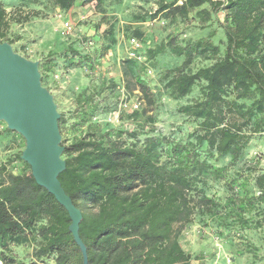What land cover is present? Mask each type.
<instances>
[{
	"label": "trees",
	"instance_id": "obj_1",
	"mask_svg": "<svg viewBox=\"0 0 264 264\" xmlns=\"http://www.w3.org/2000/svg\"><path fill=\"white\" fill-rule=\"evenodd\" d=\"M4 1L0 40L13 45L19 36H9L11 21L29 16L19 11L9 19ZM50 1L61 12L78 3L95 4L108 23L107 42L96 37L89 46L91 40L82 36L60 52L48 50L38 62L44 87L59 60L62 72L84 68L90 82L73 96L72 107L59 111L57 121L65 163L57 179L81 211L78 233L87 264H204L205 255L186 251L181 239L196 215L221 242L230 239L233 264L244 255L250 264H264V167L245 155L251 140L264 133V0H155L153 13L132 14L136 24L160 16L174 28L194 22L204 33L169 32L151 45L140 27L127 24L126 41H140L143 59L123 62V89L138 102L123 116L126 128L95 120L112 108L120 84L93 76L116 41L106 2ZM164 55L180 62L164 67ZM149 68L159 72L155 79L147 76ZM162 98L175 101L182 117V125L169 133L154 125ZM21 152L0 161V259L84 264L68 212L32 178ZM15 160L22 164L18 173L11 168ZM214 185L223 193L210 191ZM251 231L261 233L260 244ZM21 245L30 249L27 259L12 251Z\"/></svg>",
	"mask_w": 264,
	"mask_h": 264
},
{
	"label": "rangeland",
	"instance_id": "obj_2",
	"mask_svg": "<svg viewBox=\"0 0 264 264\" xmlns=\"http://www.w3.org/2000/svg\"><path fill=\"white\" fill-rule=\"evenodd\" d=\"M106 2V17L110 19V23L114 25V32L116 41L111 46L107 55L103 58L101 67H96L94 77L112 79H119L120 84L114 89V93L118 98H111L112 108L97 115L95 120L106 123L110 127L126 128L124 115L129 113L127 108H122L121 103L124 97H127L128 103L135 101L136 98L127 96L123 89L122 73L125 70L123 66L124 60L128 57V44L123 34L127 24L131 26L140 27L141 30L149 37V44L158 43L160 39L164 38L169 32L180 31L184 32L182 36L190 37L191 35H199L204 33L199 31L192 24H181L178 28L168 24V21L158 16L155 19H149L143 24H136L131 15L134 13H141L148 11L153 13L157 5L155 0H104ZM6 8V15L9 19L15 13L22 11V14H27L28 21H11V30L9 36H19L17 41L11 45L14 52H18L27 59L36 60L39 62L41 57L45 56L48 50L60 52L64 44L70 40L79 39L82 36L89 38L92 45L93 40L98 37L101 41L107 42L108 36L104 34L108 26L107 20L101 19L102 12L95 6V4L82 5L76 4L73 8L66 12L59 11L50 0H42L39 4L21 5L16 1L5 0L3 2ZM33 11L38 14L33 15ZM17 17V16H15ZM14 17V18H15ZM222 19V15H219ZM12 20V19H11ZM68 20L71 29L65 31L63 22ZM10 21V20H9ZM164 67L176 66L180 62L178 58H171L169 55H164L161 59ZM61 60L57 61L55 66L53 79L48 77L44 84L52 94L56 104L57 112H65L72 107L73 96L81 90L82 87L88 85L87 75L84 68L68 69L62 72L60 67ZM148 70H151L148 73ZM146 72L147 76L155 79L159 72L149 68ZM97 80V79H96ZM95 80V81H96ZM41 81V80H40ZM43 85V84H42ZM44 86V85H43ZM194 94V93H193ZM192 94V95H193ZM192 95L181 100L186 102ZM176 102L170 101L166 98L161 99V103L156 111L155 126L163 133H169L176 129L177 126L182 125V117L177 112ZM183 126H185L183 124ZM7 126L4 121H0V161H5L7 158H12L21 149L24 148V138L12 130L6 129ZM246 158L259 159L261 165L264 167V133L257 135L251 140V146L245 154ZM228 157L221 158L218 163L224 164L228 161ZM22 164L15 160L12 162V171L18 173L21 170ZM216 190L222 194L223 191L214 185L210 191ZM250 237L260 244L261 233L251 231ZM182 245L186 251L193 254L202 252L205 255L204 264H233L231 261V250L233 249L230 239L221 242L216 238L214 230L210 227L203 226L198 221V215L194 218L191 224L186 227L181 236ZM12 251L17 258L27 259L30 256V249L25 246H12ZM199 260L192 261V264H199ZM236 264H250V257L245 256L238 258Z\"/></svg>",
	"mask_w": 264,
	"mask_h": 264
},
{
	"label": "water",
	"instance_id": "obj_3",
	"mask_svg": "<svg viewBox=\"0 0 264 264\" xmlns=\"http://www.w3.org/2000/svg\"><path fill=\"white\" fill-rule=\"evenodd\" d=\"M40 78L38 61L14 52L11 44L0 40V121L24 138L20 157L30 166L32 178L68 212L69 230L87 264L86 246L78 233L81 211L57 179L65 168L57 124L60 115L52 94L41 84Z\"/></svg>",
	"mask_w": 264,
	"mask_h": 264
},
{
	"label": "built area",
	"instance_id": "obj_4",
	"mask_svg": "<svg viewBox=\"0 0 264 264\" xmlns=\"http://www.w3.org/2000/svg\"><path fill=\"white\" fill-rule=\"evenodd\" d=\"M178 3H181V0H179ZM63 28L65 31H69L71 29V25L68 20L63 22ZM127 43H128V51H127L128 57L136 58L138 61H142L143 58L140 56V51H141L140 41L136 37H131L128 39ZM150 72L151 70H148V73ZM121 107L127 108L128 109L127 111L130 112L131 110L138 108V102L135 100L128 103L127 97H124L122 99ZM0 264H4L3 260L1 259H0Z\"/></svg>",
	"mask_w": 264,
	"mask_h": 264
}]
</instances>
